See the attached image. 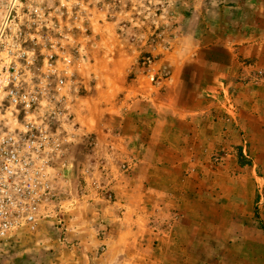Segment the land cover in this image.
<instances>
[{
	"label": "crops",
	"instance_id": "0c3cea01",
	"mask_svg": "<svg viewBox=\"0 0 264 264\" xmlns=\"http://www.w3.org/2000/svg\"><path fill=\"white\" fill-rule=\"evenodd\" d=\"M203 1L186 31L189 56L154 96L167 103L133 102L112 126L120 152L103 156L118 202L99 214L111 232L74 219L67 243H80L68 247L43 229L22 262L104 264L145 247L153 264H264V0ZM223 91L236 103L228 116ZM133 160L120 176L114 163Z\"/></svg>",
	"mask_w": 264,
	"mask_h": 264
},
{
	"label": "rangeland",
	"instance_id": "374dc122",
	"mask_svg": "<svg viewBox=\"0 0 264 264\" xmlns=\"http://www.w3.org/2000/svg\"><path fill=\"white\" fill-rule=\"evenodd\" d=\"M202 1L0 0V84L9 74H17L19 86L49 93L37 100L38 107L32 113L38 116L32 121L44 120L61 108L60 118L69 114L74 125L73 130L51 131L59 142L68 141L63 146L65 160L37 164L45 167L42 182L54 194L47 208L51 219L42 220L35 231H14L3 247L0 264L31 261L33 254L26 250L38 247L34 236L47 228L55 236H48L47 240L78 247V240L67 243L74 219L78 225L93 222L111 232L112 226L99 214L102 204L114 206L118 202L107 178L106 165L111 160L103 156L120 152L117 144L122 138L112 126L133 102L167 103L154 96L168 89L167 82L174 75L170 69L189 56L184 45L190 37L186 31L192 29L191 20L198 16L196 10ZM203 3L209 4L206 0ZM47 54L54 56L53 66L43 63ZM190 55L196 58V51ZM63 57L70 58L69 67ZM188 65L191 66L190 59ZM65 72L71 75V81H67V87L55 88L56 77H64ZM46 76H50L49 86L41 84ZM230 98L234 106L231 94ZM136 163L133 160L114 164L121 176L132 172ZM58 214L64 220V230L53 223L52 218ZM140 232L146 233L142 229ZM149 256L145 247H136L133 252L127 249L121 255H107L103 263L153 264Z\"/></svg>",
	"mask_w": 264,
	"mask_h": 264
},
{
	"label": "built area",
	"instance_id": "2783aa9c",
	"mask_svg": "<svg viewBox=\"0 0 264 264\" xmlns=\"http://www.w3.org/2000/svg\"><path fill=\"white\" fill-rule=\"evenodd\" d=\"M46 57L48 58L43 63L53 66L54 56L47 54ZM62 60L66 67L71 65L69 57H63ZM0 70H3V65H0ZM6 77L5 83L0 84V96L4 99L0 102V259L4 255L3 247L14 231L23 228L35 231L42 220L51 219L47 208L51 205L54 194L42 182V178L46 176L45 167L37 164L64 161L63 146L68 141L59 142L51 131H68L74 128L71 115L66 114L60 118L61 108L53 110L52 116L44 117V120L32 121L38 116L32 113L38 107L37 100L49 93L19 86L17 74L12 73ZM71 78L66 72L64 77H56L55 88L67 87L66 83ZM50 83V76L41 81L44 86H49ZM68 95L71 96V92ZM218 104L227 116L234 109L228 91L222 92V99ZM52 220L64 230V220L60 214Z\"/></svg>",
	"mask_w": 264,
	"mask_h": 264
}]
</instances>
